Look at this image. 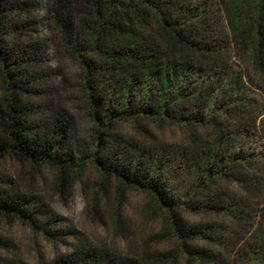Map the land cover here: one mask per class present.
Returning a JSON list of instances; mask_svg holds the SVG:
<instances>
[{
	"label": "trees",
	"instance_id": "1",
	"mask_svg": "<svg viewBox=\"0 0 264 264\" xmlns=\"http://www.w3.org/2000/svg\"><path fill=\"white\" fill-rule=\"evenodd\" d=\"M42 2L45 23L59 48L79 68V88L94 124L88 160L101 185L114 184L112 209L126 188L147 194L162 214L160 236L174 238L170 255L202 261L204 250L190 248L187 241L204 227H186L180 216L193 208L195 190L174 196L163 173L165 157L156 160L150 146L123 137L115 127L144 118L158 126L185 128L191 133L188 152L200 156L196 191L223 198L228 193L216 184L233 179L239 193L231 190L229 196L238 198L237 216L247 220L250 197L264 191L261 176L255 175L264 171L263 152L252 146L258 141L264 145V0ZM28 5V0H0V161L50 167L66 184L86 163V156L71 147L70 115L57 110L40 119L44 113L27 104L42 83L39 47L9 41L25 28L16 16L28 17ZM219 22L225 37L215 29ZM224 57H234L236 69ZM136 83L141 85L137 101ZM189 104L202 108V114L180 113ZM47 108L52 110L51 104ZM197 129L203 136L194 133ZM233 145L237 151L232 153L228 147ZM91 191L93 199L96 187ZM227 206L231 209V202ZM40 210L45 204L38 197L12 191L0 179L1 214L34 225ZM256 224L264 229V207ZM256 237L264 250V230ZM100 250L99 257L87 247L39 264H123L106 260Z\"/></svg>",
	"mask_w": 264,
	"mask_h": 264
},
{
	"label": "rangeland",
	"instance_id": "2",
	"mask_svg": "<svg viewBox=\"0 0 264 264\" xmlns=\"http://www.w3.org/2000/svg\"><path fill=\"white\" fill-rule=\"evenodd\" d=\"M28 1V17L16 16L19 23H25V28L9 39L10 43L39 47L41 66L37 71L41 74L42 83L35 88L39 94L26 102L44 113L40 119L57 110L69 113L74 126L71 147L86 156V163L72 174L68 183L61 184L50 167L33 166L14 159L0 161V179L6 181L12 191L32 194L45 204V210L37 214L34 225L0 213V264L49 263L54 258L86 251L87 247L89 251L97 252L98 257L101 249L106 260L123 264H264V250L257 241L260 239L256 240V234L264 230L256 224L263 212L264 191L250 197L247 220L237 216L240 214L235 210L238 198L232 200L229 196L231 190L235 192L239 188L233 179L216 184L217 189L224 188L228 193L223 198L214 192L206 196L204 192L196 191V162L200 156L188 152L186 146L191 133L183 127L172 124L158 126L138 118L134 125L124 121L118 123L115 130L125 138L150 146L156 160L165 157L163 173L170 179V190L174 196L195 190L191 200L193 208L180 216L186 227H204L201 235L197 233L187 241L190 248L204 250L203 260L187 259L182 253L170 255L174 238L160 236L162 214L147 194L126 188L120 194L116 210L112 209L114 184L107 181L101 185L98 171L88 160L94 151L90 135L94 124L79 88V68L59 48L54 33L45 23L44 2ZM15 11L19 13L17 9ZM215 29L219 36L225 37L220 22ZM224 58L233 70L236 69L234 57ZM196 82H193L194 86ZM140 86L136 83L133 89L136 101L140 97ZM47 103L51 104L53 112L47 108ZM199 108L189 104L180 113L199 115L202 114V108ZM194 133L199 137L204 134L202 129ZM258 142L252 146L262 151L264 157V145ZM228 148L232 153L237 151L234 145ZM257 171L255 175L261 176L258 177L264 189V171ZM93 186L97 191L92 199ZM238 193L236 191V195ZM230 202L232 208L228 209ZM237 229L238 233H234ZM162 254H166V260L156 258Z\"/></svg>",
	"mask_w": 264,
	"mask_h": 264
}]
</instances>
